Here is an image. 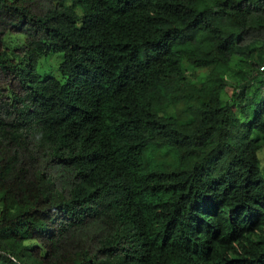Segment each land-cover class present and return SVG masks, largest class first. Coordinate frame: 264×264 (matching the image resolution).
I'll use <instances>...</instances> for the list:
<instances>
[{
  "label": "trees",
  "instance_id": "obj_1",
  "mask_svg": "<svg viewBox=\"0 0 264 264\" xmlns=\"http://www.w3.org/2000/svg\"><path fill=\"white\" fill-rule=\"evenodd\" d=\"M261 66L264 0H0V264H264Z\"/></svg>",
  "mask_w": 264,
  "mask_h": 264
},
{
  "label": "rangeland",
  "instance_id": "obj_2",
  "mask_svg": "<svg viewBox=\"0 0 264 264\" xmlns=\"http://www.w3.org/2000/svg\"><path fill=\"white\" fill-rule=\"evenodd\" d=\"M10 39L11 38H9L8 40ZM21 41H23L22 38H21ZM57 64L58 62L54 58H50L48 65H49V68L52 69L53 72L56 71V67L58 66ZM191 71H192V76L195 79L194 81H196L197 83L201 82L204 79L205 75L207 74V70H203V69L194 70L191 68L190 72ZM262 151L263 150H261L258 155L260 156L262 160V165L264 166V153Z\"/></svg>",
  "mask_w": 264,
  "mask_h": 264
},
{
  "label": "clouds",
  "instance_id": "obj_3",
  "mask_svg": "<svg viewBox=\"0 0 264 264\" xmlns=\"http://www.w3.org/2000/svg\"><path fill=\"white\" fill-rule=\"evenodd\" d=\"M262 68H263V69H262ZM260 70H261V71H264V66H261V67H260Z\"/></svg>",
  "mask_w": 264,
  "mask_h": 264
},
{
  "label": "built area",
  "instance_id": "obj_4",
  "mask_svg": "<svg viewBox=\"0 0 264 264\" xmlns=\"http://www.w3.org/2000/svg\"><path fill=\"white\" fill-rule=\"evenodd\" d=\"M263 69V68H262Z\"/></svg>",
  "mask_w": 264,
  "mask_h": 264
}]
</instances>
